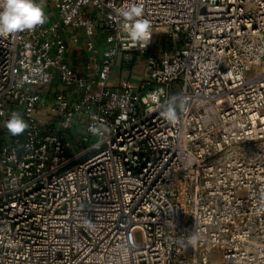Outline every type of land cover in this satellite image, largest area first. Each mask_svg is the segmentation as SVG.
<instances>
[{
  "label": "built area",
  "instance_id": "2783aa9c",
  "mask_svg": "<svg viewBox=\"0 0 264 264\" xmlns=\"http://www.w3.org/2000/svg\"><path fill=\"white\" fill-rule=\"evenodd\" d=\"M129 3L148 42L125 30ZM45 13L0 36V264H264V0H46Z\"/></svg>",
  "mask_w": 264,
  "mask_h": 264
},
{
  "label": "clouds",
  "instance_id": "9594fccd",
  "mask_svg": "<svg viewBox=\"0 0 264 264\" xmlns=\"http://www.w3.org/2000/svg\"><path fill=\"white\" fill-rule=\"evenodd\" d=\"M46 0H0V36L16 34L24 31H34L38 26H43L48 17L45 13ZM124 27L133 42H148L150 40L151 25L143 19L144 9L139 3H129L126 9H120ZM184 110L185 105L180 104ZM161 116L170 123L178 120V112L173 98L161 112ZM5 127L12 136L22 135L28 128V123L22 116L13 112L5 122ZM93 131H95L93 129ZM193 238L190 243H194Z\"/></svg>",
  "mask_w": 264,
  "mask_h": 264
},
{
  "label": "rangeland",
  "instance_id": "374dc122",
  "mask_svg": "<svg viewBox=\"0 0 264 264\" xmlns=\"http://www.w3.org/2000/svg\"><path fill=\"white\" fill-rule=\"evenodd\" d=\"M96 12V10H92V13L94 14ZM160 38H162V36H160ZM166 39V37H165ZM167 43H170V39H167ZM155 49L156 48H159V44H155L154 45ZM145 57L144 56H139L138 59L136 60V62L134 63V69H133V72H132V75L130 77V79L133 81V82H139L141 81L143 78H145ZM119 77V73L117 72V70H115V72L113 73L112 77H111V82L110 84H113V85H117V81L115 82H112L113 79H118ZM148 87H146L147 89ZM41 117H44V115H41ZM220 255L221 253H218V252H213L210 257L213 259V260H216V261H219L220 260Z\"/></svg>",
  "mask_w": 264,
  "mask_h": 264
},
{
  "label": "crops",
  "instance_id": "0c3cea01",
  "mask_svg": "<svg viewBox=\"0 0 264 264\" xmlns=\"http://www.w3.org/2000/svg\"><path fill=\"white\" fill-rule=\"evenodd\" d=\"M72 61H73V62H70V64H72V65H74V66H80V64L82 63V62H81V59H75V58L73 59V58H72ZM115 81H116V80L113 79L112 82H115Z\"/></svg>",
  "mask_w": 264,
  "mask_h": 264
}]
</instances>
